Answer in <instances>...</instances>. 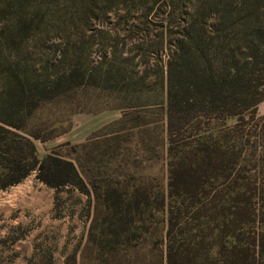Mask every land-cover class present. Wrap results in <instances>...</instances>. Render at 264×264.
I'll return each instance as SVG.
<instances>
[{
	"label": "trees",
	"instance_id": "16d2710c",
	"mask_svg": "<svg viewBox=\"0 0 264 264\" xmlns=\"http://www.w3.org/2000/svg\"><path fill=\"white\" fill-rule=\"evenodd\" d=\"M59 1L0 0V59L7 49L18 51L16 60L0 61V192L36 171V180L49 189L71 187L93 195L116 236L134 215L148 212L153 198L165 215L160 236L165 264H208L213 247L221 264H264V241L254 232L244 238L264 207V144L256 145L258 137L264 141V116L256 114L264 101V0H62L64 8ZM110 16L137 48L153 43L155 50L168 51L161 72L165 94L153 108L161 128L157 140L149 134L153 122L143 120L133 106L119 108L118 120L91 135V140L111 135L117 144L120 134L128 140L138 134L142 152L161 163L163 177L167 174L165 187L154 197L146 186H131L127 192L93 176L91 162L87 167L54 150L40 158L35 144L53 138L34 125L42 105L80 86L133 100L146 94L145 77L123 68L136 56L121 58L117 50L108 60L100 57L93 68L75 61L48 80L35 78L26 65V43L48 22L80 23L81 31ZM109 33L110 38L118 35ZM111 127L116 130L104 133ZM147 138H155L153 146ZM91 155L92 150L84 153ZM183 214L204 219L214 237L205 241L206 235L196 234L197 240L178 243Z\"/></svg>",
	"mask_w": 264,
	"mask_h": 264
},
{
	"label": "rangeland",
	"instance_id": "374dc122",
	"mask_svg": "<svg viewBox=\"0 0 264 264\" xmlns=\"http://www.w3.org/2000/svg\"><path fill=\"white\" fill-rule=\"evenodd\" d=\"M61 2L59 5L64 8ZM57 24L60 25L48 22L46 30L42 33L41 29L33 35L22 52L35 78L51 79L75 61L86 70L93 68L100 57L108 60L117 50L121 58L136 56L132 63L123 64V68L129 72L136 71L137 77H145L146 94L133 100L110 90L80 86L59 100L42 105L34 117V125L42 128V134L50 132L53 138L35 143L39 157L54 150L89 167L91 162L93 176L102 177L127 192L131 186H146L154 197L165 187L167 174L164 171L163 177L161 163L142 152L138 134L129 140L120 134L117 144V139H112L111 135L94 140H91V135L118 120L123 111L119 108L133 106L144 117L143 120L153 122L148 126L151 129L149 134L157 140L161 128L159 123L156 124L159 117L153 108L165 94L161 72L165 69L168 51L155 50L156 44L153 43L137 48L124 28H116L114 16L103 22H90L81 31L77 29L80 23L73 25L66 21L60 28ZM98 30L101 32L99 35ZM109 31L118 35L110 38ZM7 50L3 49L0 61L7 58L16 60L18 51ZM256 114L257 117L264 116V101L258 105ZM115 130L116 127H111L104 133L110 134ZM140 138L145 137L142 135ZM154 140L148 139L151 146ZM84 143L86 148L76 152L70 150L72 146ZM258 144L259 147L264 144L262 137L256 139ZM90 150L92 155L86 158L84 153ZM135 157L137 161H133ZM249 161L251 165L254 163L253 158ZM35 176L36 171H33L18 185L0 192V264H165V246L160 242L165 230V215L157 211L153 198L148 212L134 215L133 223L129 225L127 222L125 231L116 236L110 227L113 222L107 220L93 195L88 197L71 187L57 191L49 189ZM82 177L87 180L83 174ZM183 215L179 224L185 227L184 232L176 234L178 243L197 240L201 235H206L205 241L214 237V233L208 235L204 219L198 221L190 214ZM252 232L264 241V207L260 208L255 225L244 230V238ZM196 234L199 237H195ZM208 255L211 260L208 264H221L214 247Z\"/></svg>",
	"mask_w": 264,
	"mask_h": 264
},
{
	"label": "crops",
	"instance_id": "0c3cea01",
	"mask_svg": "<svg viewBox=\"0 0 264 264\" xmlns=\"http://www.w3.org/2000/svg\"><path fill=\"white\" fill-rule=\"evenodd\" d=\"M110 123V122H109ZM106 124V122L103 124V125H105ZM102 126V125H101ZM94 131V130H93ZM90 132H92V131H90Z\"/></svg>",
	"mask_w": 264,
	"mask_h": 264
}]
</instances>
